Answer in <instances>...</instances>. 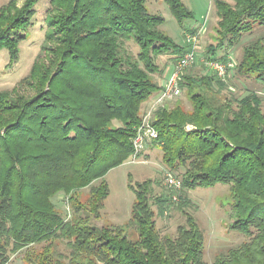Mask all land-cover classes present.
<instances>
[{"label": "trees", "instance_id": "1", "mask_svg": "<svg viewBox=\"0 0 264 264\" xmlns=\"http://www.w3.org/2000/svg\"><path fill=\"white\" fill-rule=\"evenodd\" d=\"M38 1L0 6L7 65L19 57ZM147 1L48 0L40 52L18 81L28 89H0V264L23 248L28 264H207L203 230L184 207L185 222L175 234H160L152 205L162 213L164 199L152 196L150 179L131 185L125 224L90 222L101 217L106 172L131 158L143 106L160 93L166 64L157 58L170 55L175 63L189 50L185 39L180 44L163 29L164 16ZM163 1L187 29L183 23L193 12L182 0ZM214 12L215 43L205 47L207 61L226 60L216 56L219 49L264 24V0H215ZM234 67L264 86V34L243 45ZM213 73H182L179 86L189 107L158 105L150 142L170 171L183 169L182 189L229 187L230 228L245 240L211 264H264L262 98L255 91L220 98L225 84ZM60 192L71 210L67 219L53 202ZM54 238L66 241L67 252ZM43 241L48 243L40 250L30 248Z\"/></svg>", "mask_w": 264, "mask_h": 264}, {"label": "rangeland", "instance_id": "2", "mask_svg": "<svg viewBox=\"0 0 264 264\" xmlns=\"http://www.w3.org/2000/svg\"><path fill=\"white\" fill-rule=\"evenodd\" d=\"M7 1L0 0V6ZM182 1L193 12L192 18L186 19L183 23L187 26V29L179 26L163 0H148L147 4L151 11L160 12L164 16L163 29L178 43L185 44L184 35L189 32V29L199 30L196 59L184 72L188 70L193 74L213 73L214 71L209 69L207 65L205 47L207 44L215 43L213 31L216 22L215 0ZM21 2L22 0H18V4ZM47 6L48 0H39L35 5L33 25L26 32L27 38L20 42L19 57L12 65H7V50L0 49V89L16 88L18 91L28 89L26 86L23 88L18 86V81L28 73L34 59L40 52L46 30L44 17ZM262 34H264V24L256 25L251 32L245 33L236 44L219 49L216 56L231 58L236 64L240 58L243 45ZM131 48L135 50L134 46H131ZM157 62L161 66L166 64L163 74L158 78V82L162 85L173 71L176 62H172L170 55L159 56ZM215 78L222 79L225 84L221 90L220 98H223V96L241 97L249 91H255L262 98L264 113V86L261 82L251 76L238 75L235 72V67L229 70L224 77L215 75ZM216 88L217 84L215 83L214 89ZM175 102H180L186 108L189 107V101L183 90L177 98L166 101L165 105L171 106ZM148 105V103L144 104V111ZM182 170L180 168L176 171H170L161 160L160 150L154 147L150 141H147L142 151L134 159L131 156L130 159L110 168L106 172L104 180L108 185V194L101 209V217L98 219L91 217L90 222L97 226L102 224H125L129 220L130 209L134 200L131 185L150 179L152 182V196H160L164 199L162 213L159 212L156 203L152 205L156 213V227L160 234H175L176 227L185 222V216L181 210L184 207L187 212H190L196 218L203 230V258L207 264H211L216 255L224 253L229 247L239 245L245 238L230 228L233 216L229 204L230 195L227 184L216 183L191 190L182 189L178 186L173 188L170 179L178 181ZM87 192L88 187L80 191L82 200L87 197ZM182 197L189 200V203L181 205L180 199ZM53 202L66 219L70 218L71 210L66 202L65 194L58 193L53 198ZM47 243L48 241L35 243L30 248L35 251L40 250ZM53 243L56 244L55 246L59 251L67 252L68 247L64 239L54 238ZM25 254L26 248L12 253L6 264H28Z\"/></svg>", "mask_w": 264, "mask_h": 264}, {"label": "built area", "instance_id": "3", "mask_svg": "<svg viewBox=\"0 0 264 264\" xmlns=\"http://www.w3.org/2000/svg\"><path fill=\"white\" fill-rule=\"evenodd\" d=\"M198 35L199 30L192 33H185L184 39L189 44V50L185 51V53L176 61L173 71L169 77L164 80L160 93L149 103L147 109L144 111L141 123L133 139L134 152L132 154V159H134L142 151L144 144L147 141H151L156 137V131L150 126V119L155 108L181 94L179 79L184 70L188 66L192 65L196 59L198 50ZM207 65L217 76L224 77L227 72L235 66V63L231 58H227L224 61H208ZM170 182L176 187L180 186L179 180L176 181L174 179H170Z\"/></svg>", "mask_w": 264, "mask_h": 264}]
</instances>
